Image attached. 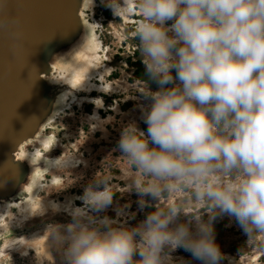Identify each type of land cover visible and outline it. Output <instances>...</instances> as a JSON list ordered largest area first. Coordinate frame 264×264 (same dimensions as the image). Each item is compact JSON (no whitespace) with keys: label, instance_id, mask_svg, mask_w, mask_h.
Here are the masks:
<instances>
[{"label":"clouds","instance_id":"1","mask_svg":"<svg viewBox=\"0 0 264 264\" xmlns=\"http://www.w3.org/2000/svg\"><path fill=\"white\" fill-rule=\"evenodd\" d=\"M109 5L118 16L140 13L134 35L146 74L158 85L143 91L152 101L143 113L147 134L128 124L119 149L136 169L138 192L159 201L165 193L188 199L168 208L158 203L135 228L116 226L89 215L112 202L108 177H98L80 197L84 207L68 210L72 222L48 233L58 246L67 245L66 264H171L169 253L178 248L203 264H218L217 215L234 216L249 237L264 234V0ZM188 203L209 216L204 222L195 215V233L176 223Z\"/></svg>","mask_w":264,"mask_h":264},{"label":"rangeland","instance_id":"2","mask_svg":"<svg viewBox=\"0 0 264 264\" xmlns=\"http://www.w3.org/2000/svg\"><path fill=\"white\" fill-rule=\"evenodd\" d=\"M85 1L81 17L92 27L96 38L93 60L82 73L83 78L75 79L84 83L77 87L80 93L70 96L55 118L44 123L39 135L51 137L52 145L44 148L36 141H25V151L49 159L51 166L38 178L29 198L17 186L13 195L3 199L23 202L1 211L0 264H66L63 251L67 245L58 246L48 229L72 222L68 210L84 207L80 197L89 185L96 184L98 177H108L112 202L102 210L89 211V215L97 219L108 217L117 221L116 226L135 228L156 211L158 203L168 208L180 199H188L186 193H165L167 198L159 201L138 192L134 184L136 169L119 149L122 131L128 124L135 123L147 134L143 113L152 101L143 91L158 90V85L149 87L134 74L139 65L145 68L139 40L134 35L140 13L129 11L118 16L109 0ZM172 74L175 76L174 71ZM87 85L94 90H85ZM103 188L104 184H100L96 190ZM183 211L185 214H180L176 223L189 224L193 233L195 215L200 214L204 222L209 220L206 210L195 203L184 205ZM212 226L222 256L218 264H264V234L249 237L236 218L226 213L217 215ZM169 254L171 264H203L184 248Z\"/></svg>","mask_w":264,"mask_h":264},{"label":"bare ground","instance_id":"3","mask_svg":"<svg viewBox=\"0 0 264 264\" xmlns=\"http://www.w3.org/2000/svg\"><path fill=\"white\" fill-rule=\"evenodd\" d=\"M86 2L82 0L80 3L81 8L77 11L78 15H74L75 18L70 16L67 20L69 26L72 27L73 25L74 40L59 45L53 44L54 41L51 40L50 35L52 32L49 30V26L51 28L55 27L56 20L53 22L54 18L48 19L46 24L30 30L26 34L28 47L23 69L27 68L23 70L25 77L21 89L34 118L39 116V113L47 111L36 130V140H28V144L36 141L38 145L44 148L52 145L53 140L51 137L41 138L39 135L44 130V123L50 119L53 120L65 107L66 100L70 96L76 97L80 93L77 87L84 84L75 81V79L83 78L82 73L90 67L96 47L93 29L81 17V11L86 6ZM91 86H85V90H94V87ZM27 142L25 144L23 141L19 142L17 149L12 152V159L8 164L7 172L13 180L10 189L14 190L18 186V190L29 198L35 191L38 178L50 170L51 161L41 156H35L34 151H25L24 146ZM10 199L0 201V218L2 217V210L7 211L9 208L23 202H12Z\"/></svg>","mask_w":264,"mask_h":264},{"label":"water","instance_id":"4","mask_svg":"<svg viewBox=\"0 0 264 264\" xmlns=\"http://www.w3.org/2000/svg\"><path fill=\"white\" fill-rule=\"evenodd\" d=\"M80 3L81 0H0V201L16 189H10L13 180L7 172L12 152L19 142L36 135L47 113L34 118L21 89L28 47L26 34L54 18L55 27L49 26L53 44L74 40L73 25L69 26L67 20L78 15Z\"/></svg>","mask_w":264,"mask_h":264},{"label":"trees","instance_id":"5","mask_svg":"<svg viewBox=\"0 0 264 264\" xmlns=\"http://www.w3.org/2000/svg\"><path fill=\"white\" fill-rule=\"evenodd\" d=\"M135 76L137 79L141 80L142 82L146 83L149 87H156L157 84L152 81L148 75L146 74V69L142 66H138V69L135 71Z\"/></svg>","mask_w":264,"mask_h":264}]
</instances>
